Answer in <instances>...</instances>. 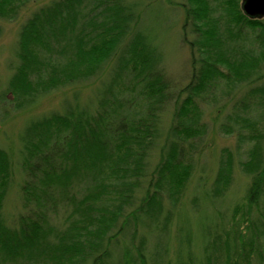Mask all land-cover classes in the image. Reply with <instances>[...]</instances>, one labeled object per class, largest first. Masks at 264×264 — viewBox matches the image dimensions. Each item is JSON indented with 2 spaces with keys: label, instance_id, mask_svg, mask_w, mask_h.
I'll return each instance as SVG.
<instances>
[{
  "label": "trees",
  "instance_id": "1",
  "mask_svg": "<svg viewBox=\"0 0 264 264\" xmlns=\"http://www.w3.org/2000/svg\"><path fill=\"white\" fill-rule=\"evenodd\" d=\"M181 1L191 52L182 89L143 29L141 0H51L22 23L0 120L106 75L87 102L78 91L29 120L15 225L4 207L16 157L0 148V264H264V19L247 16L243 0ZM38 2L0 0V21ZM202 104L245 159L224 150L190 211ZM237 166L249 182L235 199Z\"/></svg>",
  "mask_w": 264,
  "mask_h": 264
},
{
  "label": "rangeland",
  "instance_id": "2",
  "mask_svg": "<svg viewBox=\"0 0 264 264\" xmlns=\"http://www.w3.org/2000/svg\"><path fill=\"white\" fill-rule=\"evenodd\" d=\"M51 0H40V2L30 5L21 16L14 21H0V25L3 29L2 36L0 38V97L3 90L7 87V82L13 73V66L17 60L15 49L18 40V33L22 23L37 7L48 3ZM181 0H141L143 4V15L142 25L143 29L151 31L158 39V44L161 50L164 52L165 62L164 66L169 80L172 86L176 89L184 88L190 80L191 75V52L189 46L182 39L183 36V23H184V12L182 11L179 3ZM106 72L99 80L85 85L81 88H70L65 89L56 93H53L49 97H46L36 107L19 113H12L9 116L5 115L0 120V148L9 151L14 154L17 172L13 176L12 185L5 201L6 217L9 218V224L15 225L16 218L22 213L23 202H22V191L20 184L22 183L24 174L18 166V154L21 148L20 138L27 127L29 120L40 116L44 113L60 110L63 108L66 100L72 99L75 92L80 93L83 102H87L88 99L93 96L96 86L102 78H104ZM221 90V89H219ZM220 94V93H218ZM234 95L225 97L226 99H233ZM240 93L236 94V97H240ZM215 101H212L214 104ZM235 102V100H234ZM231 102L230 107L234 104ZM3 103V102H2ZM0 100V113L2 111ZM226 100H220L217 104L223 105ZM210 104V103H209ZM205 110L204 122L208 125L207 135L204 137L203 147L205 148L202 159L197 161V168L194 179L188 187L186 192V203L187 209L193 211V201L198 195H201L198 188L200 181L207 182V185L212 183V175L214 174L212 168L217 164V161L224 152L229 150L239 156L236 158L245 159V146L239 152L238 149V138L236 134L223 133L219 130L218 124L215 120L221 121L218 118V113L212 106L202 104ZM228 110H231L229 108ZM228 110L224 112V115L228 113ZM221 113V112H220ZM223 117V113H221ZM4 121V122H3ZM15 166V168H16ZM236 182L231 190L230 194H235V199L239 197L237 191L241 190L249 182L248 179L240 173V169L236 167ZM206 185V186H207ZM229 194V196H230ZM195 195V197H194ZM202 202H199L201 207ZM197 223V222H196Z\"/></svg>",
  "mask_w": 264,
  "mask_h": 264
},
{
  "label": "water",
  "instance_id": "3",
  "mask_svg": "<svg viewBox=\"0 0 264 264\" xmlns=\"http://www.w3.org/2000/svg\"><path fill=\"white\" fill-rule=\"evenodd\" d=\"M242 9L251 18L264 19V0H243Z\"/></svg>",
  "mask_w": 264,
  "mask_h": 264
}]
</instances>
